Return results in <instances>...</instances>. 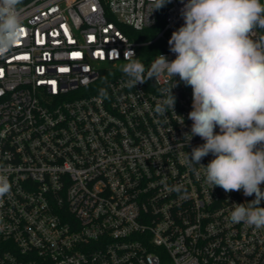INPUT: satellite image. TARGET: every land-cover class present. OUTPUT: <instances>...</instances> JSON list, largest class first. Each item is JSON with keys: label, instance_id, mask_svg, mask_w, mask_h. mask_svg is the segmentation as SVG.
I'll list each match as a JSON object with an SVG mask.
<instances>
[{"label": "built area", "instance_id": "obj_1", "mask_svg": "<svg viewBox=\"0 0 264 264\" xmlns=\"http://www.w3.org/2000/svg\"><path fill=\"white\" fill-rule=\"evenodd\" d=\"M186 2L161 23L152 0H22V38L0 58V264H264V228L229 219L255 195L185 164L205 143L185 137L192 88L175 76V113L160 115L171 78L131 88L121 71L126 51L146 70L175 59Z\"/></svg>", "mask_w": 264, "mask_h": 264}, {"label": "clouds", "instance_id": "obj_2", "mask_svg": "<svg viewBox=\"0 0 264 264\" xmlns=\"http://www.w3.org/2000/svg\"><path fill=\"white\" fill-rule=\"evenodd\" d=\"M171 0H152V11ZM22 0H0V58L8 56L22 38L24 16ZM184 24L168 41L175 59L168 61L159 54L147 68L126 51L121 68L134 88L148 79L171 78V87L162 91L155 112H174L177 86L175 76L192 88L193 121L188 142L194 136L205 143L185 155L189 167L200 166L205 179L225 192L241 191L255 199L234 204L230 222L264 228V36L253 38L264 30V3L261 0H187L181 9ZM108 98L105 89L99 99ZM175 113V112H174ZM183 123V121H182ZM219 128V132L215 129ZM212 154L207 166L200 164ZM11 192L6 170L0 169V198Z\"/></svg>", "mask_w": 264, "mask_h": 264}, {"label": "trees", "instance_id": "obj_3", "mask_svg": "<svg viewBox=\"0 0 264 264\" xmlns=\"http://www.w3.org/2000/svg\"><path fill=\"white\" fill-rule=\"evenodd\" d=\"M261 2L264 3L263 0H261ZM165 14H166V5L159 9V21L161 23H163L164 21ZM258 31L260 33V36H264V30L258 29Z\"/></svg>", "mask_w": 264, "mask_h": 264}]
</instances>
